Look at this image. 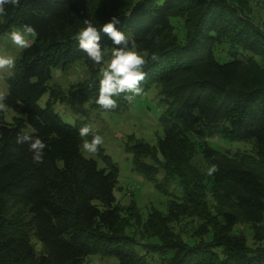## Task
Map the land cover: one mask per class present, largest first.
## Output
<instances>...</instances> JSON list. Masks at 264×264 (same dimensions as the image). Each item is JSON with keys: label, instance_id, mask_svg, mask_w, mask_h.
I'll return each instance as SVG.
<instances>
[{"label": "trees", "instance_id": "16d2710c", "mask_svg": "<svg viewBox=\"0 0 264 264\" xmlns=\"http://www.w3.org/2000/svg\"><path fill=\"white\" fill-rule=\"evenodd\" d=\"M251 9L245 0H21L18 8L6 6L0 34L30 25L38 36L5 78L4 103L14 117L7 123L0 111V264H81L91 256L116 264H264V245L249 246L239 230L250 225L254 238L264 232V27ZM113 16L129 46L135 41L147 59L144 94L156 88L163 108L156 146L130 148L135 170L167 197L164 213L145 218L133 203L116 200L118 168L108 156L99 167L80 150L78 130L91 110L93 119L119 112L128 105L124 94L113 97L116 109L104 110L95 103L99 79L67 94L51 84L53 70L87 57L77 40L85 19L97 27L104 58L120 47L101 31ZM152 54L159 59L152 61ZM56 104L83 116L67 123ZM20 134L47 145L43 163L33 162L28 143H17ZM214 135L249 143L251 151L222 153L207 141ZM212 165L219 170L208 176ZM184 220L180 236L172 224Z\"/></svg>", "mask_w": 264, "mask_h": 264}, {"label": "rangeland", "instance_id": "374dc122", "mask_svg": "<svg viewBox=\"0 0 264 264\" xmlns=\"http://www.w3.org/2000/svg\"><path fill=\"white\" fill-rule=\"evenodd\" d=\"M245 1L249 2L252 6V18L255 19V22L259 23V26L264 27V0ZM1 22L2 19L0 17V24ZM13 30H17V28H12L11 31ZM5 34H0V55L11 56L16 62L23 49L14 45ZM28 40L31 45L33 38L28 37ZM108 58H104L105 61ZM100 67V65H94L88 57H85L80 62L69 67L53 70L51 84L60 86L66 94L70 93L79 86L78 84L84 81L100 79ZM10 71L11 69L7 68L0 70V94L4 96L7 90L5 78L10 75ZM157 92L156 88H152L146 94L136 97L131 103L128 102V105L123 110L119 112H101L97 115V119H93L96 112L90 109V119L87 120V124L92 125L94 131L103 137L104 143L99 147L103 151L100 155L98 153L90 155L83 152L82 148L80 149L84 157L97 160L99 167L103 166L102 158H100L103 154L108 156L111 163L117 166L118 179L114 196L122 206L133 203L136 211L142 218H145L151 211L164 213L167 201V197L158 192L154 188L153 183L146 180L144 176L135 170L130 150L138 142L155 147L158 138L163 136V126L160 121L163 108L156 98ZM46 99L47 95H44L40 103L42 104ZM78 108L86 107L78 106ZM54 110L67 123H72L74 118L83 116L80 112H65L59 104L54 106ZM13 117V112L6 108L4 110L5 122H11ZM25 132H32L29 126L25 129ZM207 141L212 148L222 153L232 154L236 151L250 152L252 147L249 143L222 140L218 135H214ZM195 162L199 169L204 170V165L199 157L196 158ZM168 189L171 190V188ZM186 222L184 220L178 224H172L173 231L183 236L181 228L184 227ZM239 230L246 237L249 246L264 245V232L257 233V238H254L255 232L250 225H240ZM81 264H116V262L106 257L91 256L84 259Z\"/></svg>", "mask_w": 264, "mask_h": 264}, {"label": "clouds", "instance_id": "9594fccd", "mask_svg": "<svg viewBox=\"0 0 264 264\" xmlns=\"http://www.w3.org/2000/svg\"><path fill=\"white\" fill-rule=\"evenodd\" d=\"M21 0H0V15H6V6L18 8ZM77 36L78 47L87 54L94 65H100L99 69V95L95 103L104 110H114L118 107L117 100L113 97L124 94V99L131 103L136 97L144 94L141 82L145 80L146 73L144 67L147 64L145 56L137 50L135 41L129 46V41L125 33L117 29L116 25L120 23L115 16L111 21L105 23L101 31L106 34L109 40L120 47H114L111 50V56L107 61L104 59L102 51L101 36L91 20L85 19ZM22 30H13L5 35L11 42L21 49L30 47L28 37L36 38L38 33L30 25H22ZM152 61H157L159 57L156 54L151 55ZM15 66V60L11 56L0 55V70L12 69ZM5 96L0 94V111H4L7 105L4 103ZM79 137L82 140L81 148L83 152L95 155L99 147L104 143L101 135L97 134L93 126L85 124L78 130ZM91 136L89 140L87 137ZM17 143H28L29 150L33 153L32 159L36 164L44 162V149L47 145L39 137H32L27 134H20L17 137ZM216 165H212L207 170V175L212 176L218 172Z\"/></svg>", "mask_w": 264, "mask_h": 264}]
</instances>
